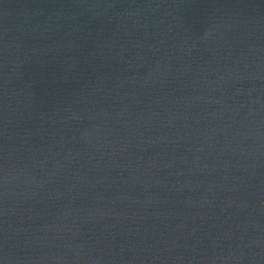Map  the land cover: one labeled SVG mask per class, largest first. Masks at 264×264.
Segmentation results:
<instances>
[{"label": "water", "instance_id": "95a60500", "mask_svg": "<svg viewBox=\"0 0 264 264\" xmlns=\"http://www.w3.org/2000/svg\"><path fill=\"white\" fill-rule=\"evenodd\" d=\"M0 264H264V0H0Z\"/></svg>", "mask_w": 264, "mask_h": 264}]
</instances>
